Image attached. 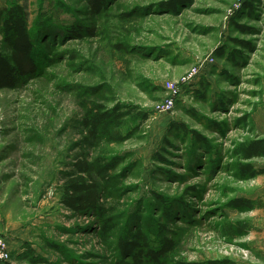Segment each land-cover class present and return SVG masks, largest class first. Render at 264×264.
Segmentation results:
<instances>
[{
  "label": "rangeland",
  "instance_id": "obj_1",
  "mask_svg": "<svg viewBox=\"0 0 264 264\" xmlns=\"http://www.w3.org/2000/svg\"><path fill=\"white\" fill-rule=\"evenodd\" d=\"M169 1L106 0L95 14L88 0H0L25 6L38 64L17 88L0 90V238L10 251L0 264H118L123 232L142 228L157 240L161 227L177 242L175 259L264 264V174L242 179L232 154L237 142L264 137V0H187L175 8ZM0 45L9 51L1 32ZM197 65L202 74L182 84ZM203 77L211 90L200 100L194 91ZM169 83L180 93L172 109H158L171 97ZM87 100L136 105L150 116L128 118L125 141L92 146L82 123ZM175 121L212 148L171 131ZM102 152L119 162L104 197L116 209L109 234L98 215L61 203L73 163ZM253 164L264 168V158ZM236 196L252 199L254 209L227 207ZM237 221L246 233L228 236L224 224Z\"/></svg>",
  "mask_w": 264,
  "mask_h": 264
},
{
  "label": "trees",
  "instance_id": "obj_2",
  "mask_svg": "<svg viewBox=\"0 0 264 264\" xmlns=\"http://www.w3.org/2000/svg\"><path fill=\"white\" fill-rule=\"evenodd\" d=\"M186 1L171 0L168 4L170 8H175ZM88 3L93 13L101 14L106 0H88ZM237 27L243 33L248 30L245 25L237 24ZM79 29L76 28L74 33L78 35ZM0 32L3 36V44L9 49L7 52L0 45V90L15 89L20 80L35 74L38 69L35 57L36 43L24 5L13 3L0 7ZM234 41L243 46L250 45L244 40L234 39ZM216 53L223 57L226 50L220 49ZM210 90V81L203 77L194 93L198 99L205 100ZM85 106L86 115L82 121L87 133L85 141L92 146H99L104 139L111 143L125 141L128 135L120 130L124 122L128 118L145 121L150 116L148 111L142 110L136 105L123 103H117L108 108L95 101L87 100ZM190 113L194 117L196 116L192 109H190ZM240 120L245 124L249 123V113H246ZM170 130H180L187 136H193L194 140L200 142L205 149L212 148L207 137L190 129L184 122H172ZM232 154L236 158L233 167L242 179H254L264 174V168H258L253 164L254 159L264 158V137L256 136L237 142ZM160 158L163 159V157ZM118 164L117 160L108 159L103 152L95 158L84 154L73 163L72 169L67 172L62 185L61 203L74 212L98 215L101 218V228L104 234H109L116 227L113 215L116 209L108 207L104 197L110 192L109 189L115 177L113 172ZM226 206L240 211H248L254 209L255 202L247 197L236 196L232 197ZM166 212L167 216L171 215L169 210ZM161 228L157 240H151L148 233L142 228H137L134 232H123L115 246L119 253L118 264H236L229 257L203 262L175 259L177 242L165 234L164 227ZM224 231L228 236H239L246 233L247 225L244 221L226 222ZM32 262H45V259L33 257Z\"/></svg>",
  "mask_w": 264,
  "mask_h": 264
},
{
  "label": "built area",
  "instance_id": "obj_3",
  "mask_svg": "<svg viewBox=\"0 0 264 264\" xmlns=\"http://www.w3.org/2000/svg\"><path fill=\"white\" fill-rule=\"evenodd\" d=\"M202 74V66L197 65L192 67L189 72L182 78V84H189L191 82H193L194 80H196L200 75ZM168 90L171 91V97L169 99H167L165 106H159L158 109H172L175 101H176V97L179 95L180 93V88L175 86L173 83H169V85L167 86ZM10 257V251L7 247L6 241L2 238H0V261H5Z\"/></svg>",
  "mask_w": 264,
  "mask_h": 264
}]
</instances>
